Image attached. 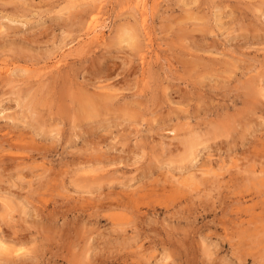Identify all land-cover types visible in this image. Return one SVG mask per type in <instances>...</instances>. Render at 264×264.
<instances>
[{"label":"rangeland","instance_id":"rangeland-1","mask_svg":"<svg viewBox=\"0 0 264 264\" xmlns=\"http://www.w3.org/2000/svg\"><path fill=\"white\" fill-rule=\"evenodd\" d=\"M97 3L0 0V264H264V0Z\"/></svg>","mask_w":264,"mask_h":264},{"label":"bare ground","instance_id":"bare-ground-1","mask_svg":"<svg viewBox=\"0 0 264 264\" xmlns=\"http://www.w3.org/2000/svg\"><path fill=\"white\" fill-rule=\"evenodd\" d=\"M135 6H136V8H137V10H138V12H139V17H140V20H141V23L143 24V25H145V23H146V21H147V6L151 3V2H153V0L151 1V0H130ZM97 5H96V7L94 8V10L93 11H95L94 13L92 12L91 14H90V17H89V20H88V34L93 38V39H95V40H98V41H100V40H102L103 39V28H104V26H103V23H102V21H100V19H99V14L101 13V9H102V7H104L103 6V4L106 2V0H97ZM1 71H4V72H8L9 70L5 67V69L4 68H2V67H0V72ZM262 89H264V88H262ZM100 96V95H99ZM107 97V96H106ZM85 99V98H84ZM90 99H92V98H90ZM99 98H97L96 99V102H97V100H98ZM101 99V98H100ZM100 99H99V101H100ZM93 100H94V98H93ZM105 100V99H104ZM106 100H107V98H106ZM109 100V99H108ZM107 100V101H108ZM85 101V100H84ZM95 101V100H94ZM95 103V102H94ZM99 103V102H98ZM106 103V102H105ZM96 104V103H95ZM78 105L80 106V109L82 110V113L81 114H85L86 115V113H89L90 111H92V108H90V106H91V104L89 103V102H87L86 101V103L85 102H80V104L78 103ZM98 105V104H97ZM105 105V104H104ZM94 105H92L91 107H93ZM96 106V105H95ZM79 109V110H80ZM81 116V115H80ZM83 116V115H82ZM190 144H191V142H190ZM189 144V145H190ZM190 147V146H189ZM188 147V148H189ZM191 150V149H190ZM189 150V153H191V151ZM194 152V151H193ZM188 153V154H189ZM221 167H223V166H221ZM222 168H220V170H221ZM208 170V169H207ZM40 174V173H39ZM38 176V175H37ZM36 178V177H35ZM41 179V178H40ZM36 181H38V180H36ZM28 182H30V181H28ZM27 183V182H26ZM36 183V182H35ZM32 185V184H31ZM129 235H128V239H129ZM125 239V238H124ZM137 240V239H136ZM128 241V240H127ZM131 241V240H130ZM133 242V241H132ZM7 250V247H6V245L2 242V241H0V253H3V252H5Z\"/></svg>","mask_w":264,"mask_h":264}]
</instances>
